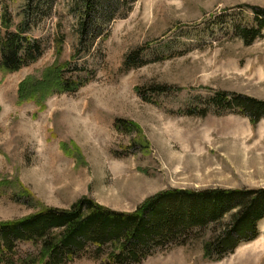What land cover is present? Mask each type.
I'll use <instances>...</instances> for the list:
<instances>
[{"label": "rangeland", "instance_id": "374dc122", "mask_svg": "<svg viewBox=\"0 0 264 264\" xmlns=\"http://www.w3.org/2000/svg\"><path fill=\"white\" fill-rule=\"evenodd\" d=\"M250 6L264 0H97L87 14L81 0H0V35L20 30L44 48L0 70V221L82 195L130 210L167 187L264 186V119L210 104L217 92L264 100V28L249 43L239 31L256 23ZM55 65L81 85L20 99L24 78ZM257 225L221 259L203 256V231L133 264H264ZM39 245L15 240L0 264H45ZM77 252L58 264H98L91 243Z\"/></svg>", "mask_w": 264, "mask_h": 264}, {"label": "trees", "instance_id": "16d2710c", "mask_svg": "<svg viewBox=\"0 0 264 264\" xmlns=\"http://www.w3.org/2000/svg\"><path fill=\"white\" fill-rule=\"evenodd\" d=\"M81 1L86 14L95 10L97 0ZM100 6L110 9L112 3L100 2ZM250 8L256 23L239 28L245 43L251 42L264 28V7ZM1 18L5 25L10 22L6 9ZM81 28L83 38L84 30H91V25L83 21ZM43 49L40 39L20 30H6L0 35V70L16 71L37 60ZM60 71L59 65H55L45 70L41 80L36 81L32 76L24 78L18 85L20 99L34 98L41 89L49 90L52 86L58 92H72L81 85L80 81L61 80ZM210 100L211 105L221 110L219 113L238 111L253 124L264 119V100L225 92H217ZM262 218L264 186L167 187L147 195L130 210L116 209L82 195L68 207L46 205L21 217L0 221V254L15 240L37 239L39 260L58 264L63 259H73L89 242L98 264H133L159 246L186 243L204 231L202 254L217 260L240 243L256 237L257 222Z\"/></svg>", "mask_w": 264, "mask_h": 264}]
</instances>
